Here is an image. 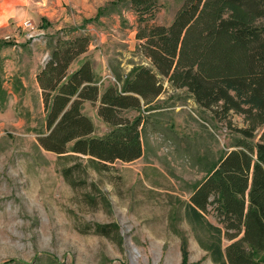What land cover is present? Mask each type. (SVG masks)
<instances>
[{
    "label": "rangeland",
    "instance_id": "obj_1",
    "mask_svg": "<svg viewBox=\"0 0 264 264\" xmlns=\"http://www.w3.org/2000/svg\"><path fill=\"white\" fill-rule=\"evenodd\" d=\"M159 2L154 24L169 26L182 0ZM60 9L63 16L55 13ZM100 9L103 15L90 22ZM137 30V15L119 0H0V41L10 44L0 49V87L7 93L0 109V264H182L183 238L188 264H214L198 244L185 206L232 149L242 117L202 109L190 93L165 81L151 110L124 113L143 117L139 160L103 172L89 169L88 177L75 175L73 188L57 156L39 147L45 113L36 76L51 39L90 34V52L72 70L91 59L101 80L125 79L144 66ZM111 83L106 78L102 84ZM85 113L95 137L113 130L97 106L87 103ZM98 225H117L119 233L102 236Z\"/></svg>",
    "mask_w": 264,
    "mask_h": 264
},
{
    "label": "trees",
    "instance_id": "obj_2",
    "mask_svg": "<svg viewBox=\"0 0 264 264\" xmlns=\"http://www.w3.org/2000/svg\"><path fill=\"white\" fill-rule=\"evenodd\" d=\"M119 2L137 15L136 39L151 65L103 86L91 59L72 70L90 51L92 36L58 33L36 76L45 113L39 147L57 156L73 188L75 175L88 177L89 169L103 172L117 162L139 160L143 117L132 120L124 113L151 110L166 91L165 81L173 90L190 93L202 109L242 117L238 139L196 185L185 217L214 264H264V0H182L169 26L154 24L159 0ZM103 13L100 9L90 22ZM7 46L0 41V49ZM6 102L0 87V109ZM87 103L113 127L106 136H94ZM97 233L118 235L119 227L98 225ZM181 253L182 264H188L186 238Z\"/></svg>",
    "mask_w": 264,
    "mask_h": 264
},
{
    "label": "crops",
    "instance_id": "obj_3",
    "mask_svg": "<svg viewBox=\"0 0 264 264\" xmlns=\"http://www.w3.org/2000/svg\"><path fill=\"white\" fill-rule=\"evenodd\" d=\"M55 13L56 14H58L59 16L60 15H62L63 16V11H62V9H60V11L59 12H57V11H55ZM97 15H98V13H97ZM65 20H67V19H65ZM92 47V46H91ZM91 49V48H90ZM90 52V51H89ZM88 52V53H89ZM143 58H144V62H143V65L144 66H150L151 65V61L149 60V59H147L146 57H144L143 56ZM128 68H131V66L130 65H126ZM107 76H109V75H106L101 81H105V79L107 78Z\"/></svg>",
    "mask_w": 264,
    "mask_h": 264
},
{
    "label": "built area",
    "instance_id": "obj_4",
    "mask_svg": "<svg viewBox=\"0 0 264 264\" xmlns=\"http://www.w3.org/2000/svg\"><path fill=\"white\" fill-rule=\"evenodd\" d=\"M24 26L29 27V26H31V24L26 22ZM107 78H112V80H113L114 82H117L116 79L113 78V77H111V76H107ZM105 80H106V79H105ZM102 82H103V81H102Z\"/></svg>",
    "mask_w": 264,
    "mask_h": 264
}]
</instances>
